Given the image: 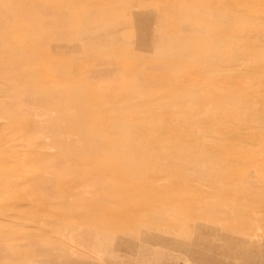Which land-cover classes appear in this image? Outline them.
Returning a JSON list of instances; mask_svg holds the SVG:
<instances>
[{
	"label": "rangeland",
	"instance_id": "obj_1",
	"mask_svg": "<svg viewBox=\"0 0 264 264\" xmlns=\"http://www.w3.org/2000/svg\"><path fill=\"white\" fill-rule=\"evenodd\" d=\"M0 264H264V0H0Z\"/></svg>",
	"mask_w": 264,
	"mask_h": 264
},
{
	"label": "bare ground",
	"instance_id": "obj_2",
	"mask_svg": "<svg viewBox=\"0 0 264 264\" xmlns=\"http://www.w3.org/2000/svg\"><path fill=\"white\" fill-rule=\"evenodd\" d=\"M97 16H98V15H97ZM89 19H90V18H89ZM91 19H92V18H91ZM93 20H95V19H93ZM90 21H91V20H90ZM7 208H8V206H7ZM7 208H6V209H7Z\"/></svg>",
	"mask_w": 264,
	"mask_h": 264
}]
</instances>
